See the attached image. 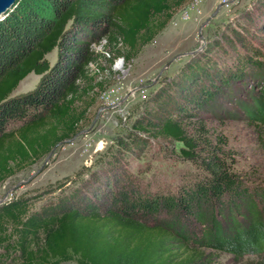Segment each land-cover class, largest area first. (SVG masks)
I'll return each mask as SVG.
<instances>
[{
	"label": "trees",
	"instance_id": "16d2710c",
	"mask_svg": "<svg viewBox=\"0 0 264 264\" xmlns=\"http://www.w3.org/2000/svg\"><path fill=\"white\" fill-rule=\"evenodd\" d=\"M186 1L15 0L0 20V184L73 137L86 120L83 98L104 87L85 76L96 57L87 51L89 43L104 39L109 63L129 60ZM54 48L50 66L45 55ZM229 54L231 60L218 66L206 54L184 65L159 88L145 118L132 124L135 131L179 143L178 153L199 174L173 190H149L123 167L115 174L111 153L104 167L50 185L45 193L57 192L47 204L33 208L35 196L12 197L0 204V264H218L212 252L264 253L263 188L232 176L221 158L224 141L211 138L199 114L248 71L260 86L251 93L248 115L264 125V53L248 45L235 52L234 63L232 49ZM28 73L40 75L37 84L11 95ZM138 138L121 144L128 149ZM229 214L246 220L238 223ZM217 215H229V233Z\"/></svg>",
	"mask_w": 264,
	"mask_h": 264
},
{
	"label": "rangeland",
	"instance_id": "374dc122",
	"mask_svg": "<svg viewBox=\"0 0 264 264\" xmlns=\"http://www.w3.org/2000/svg\"><path fill=\"white\" fill-rule=\"evenodd\" d=\"M89 7L107 12L103 6ZM263 27L264 0H187L129 60L117 58L109 63L104 39L89 43L87 51L96 57L95 62L86 65L85 76L94 85L99 82L104 87L100 90L94 87L83 98L82 105L88 103L86 120L73 137L57 144L47 158L3 181L0 204L20 194L35 196L33 208L47 204L57 192L46 194L50 185L66 176L72 178L76 172L104 167L102 163L111 153L117 159L115 174L123 167L126 176L149 190H173L191 174H199L200 168L178 153L179 143L135 131L133 121L145 118L159 88L177 78L187 63L196 62L206 54L218 66L231 60V49L234 63L235 52L243 51L248 45L264 53ZM227 39H232V46ZM56 55L57 48L45 55L50 66ZM245 75L232 81L208 112L199 114L211 138L221 137L224 141L221 158L232 176L249 186L262 187L264 201V125L248 115L253 102L251 93L258 92L260 86L257 79L250 80L248 71ZM39 78L40 75L28 73L11 95L31 90ZM134 135L139 137V142H132L124 149L121 143ZM110 167L115 171V165ZM225 215H217V219L222 231L229 233L232 220L230 214ZM231 216L238 223L246 220L245 216H238L239 219ZM199 230L200 227L196 230L198 236ZM212 253L218 264H264V253L242 257Z\"/></svg>",
	"mask_w": 264,
	"mask_h": 264
},
{
	"label": "water",
	"instance_id": "95a60500",
	"mask_svg": "<svg viewBox=\"0 0 264 264\" xmlns=\"http://www.w3.org/2000/svg\"><path fill=\"white\" fill-rule=\"evenodd\" d=\"M15 0H0V20L3 18V16L6 14V12L11 8ZM69 139L59 142L58 144H61L62 142H67ZM53 148L49 151L47 156L52 152ZM46 156V158H47Z\"/></svg>",
	"mask_w": 264,
	"mask_h": 264
}]
</instances>
